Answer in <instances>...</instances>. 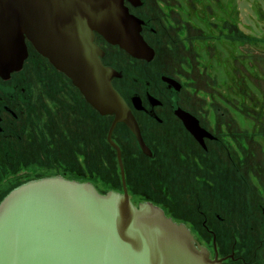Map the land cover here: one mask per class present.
I'll return each mask as SVG.
<instances>
[{
    "label": "flooded vegetation",
    "instance_id": "af4514ba",
    "mask_svg": "<svg viewBox=\"0 0 264 264\" xmlns=\"http://www.w3.org/2000/svg\"><path fill=\"white\" fill-rule=\"evenodd\" d=\"M262 2L124 0L142 21L140 33L154 50L150 60L135 58L94 32L101 61L116 71L112 85L134 116L144 145L125 122L115 123L111 139L120 149L124 181L116 149L108 143L114 191L122 193L124 182L133 204L159 206L219 264H264V102L255 94L263 78L257 51L264 41ZM25 42L21 68L0 76V186L6 184L7 171H18L15 157L40 150L34 142L45 128L48 153L58 142L62 154L72 150L85 156L87 110L98 122L109 120L106 141L114 119V114H99L67 76ZM158 44L178 46L179 61L155 68ZM251 44L255 51L245 52ZM184 113L203 132L193 134ZM70 121L78 128L77 143L70 140ZM251 155L258 158L248 166ZM146 169L160 172V200L135 184L134 174L139 179ZM252 188L248 201L254 209H247L243 197Z\"/></svg>",
    "mask_w": 264,
    "mask_h": 264
},
{
    "label": "water",
    "instance_id": "95a60500",
    "mask_svg": "<svg viewBox=\"0 0 264 264\" xmlns=\"http://www.w3.org/2000/svg\"><path fill=\"white\" fill-rule=\"evenodd\" d=\"M131 1V0H130ZM142 21L124 0H0V76L19 70L26 40L67 76L99 114L125 122L144 149L136 120L102 63L94 32L135 58L154 50L142 37ZM188 129L203 132L184 113ZM0 264H219L190 230L149 201L133 204L123 192H99L88 181L60 175L29 180L0 200Z\"/></svg>",
    "mask_w": 264,
    "mask_h": 264
},
{
    "label": "rangeland",
    "instance_id": "374dc122",
    "mask_svg": "<svg viewBox=\"0 0 264 264\" xmlns=\"http://www.w3.org/2000/svg\"><path fill=\"white\" fill-rule=\"evenodd\" d=\"M237 1L238 0H232V3L237 5ZM239 4H242V2H240ZM247 5H249L248 2H247ZM262 5H263L262 6V9H263L262 10V19L264 20V0L262 2ZM247 9H249L248 6H247ZM247 12H248V14L251 13L249 10H247ZM158 13H160L159 9H158ZM252 19H254L253 16H252ZM262 37H264V32L262 34ZM253 46H252V44L248 45L244 49V51L247 53L254 52L255 48ZM258 46L263 48L262 51L257 50L260 53L261 57L263 58L261 60V66H260L261 67V75L263 78H261L262 80L259 79L258 82L256 80H253V82H257V86H258L257 92H255V86H254L253 82H252V84H250V88L252 89V91L255 92V94L260 96V99H262V101L264 102V41L261 43H258ZM156 47H157L156 49H157L158 54H157V59L153 63V66L157 69L165 66L166 64H170V63L174 64V62L179 61L180 55H182L181 49L178 46H171L169 48L165 44H158V45H156ZM226 48H229V46H227ZM218 74H219V72L217 73V76L219 78L220 76ZM221 77H223V75ZM199 83L201 85L202 81ZM71 119L73 120L74 117H72ZM70 123H71L70 129L72 132V135L70 136L71 143H77L79 140V137H78L79 135L77 134L78 128H77V126L75 128V126L73 125V123L71 121H70ZM107 125H108L107 119H105V120L103 119L102 121L98 122L95 119V117H93L91 115V113L87 110L86 116H85V141H86V145H87V147L85 149V170L87 173H92L93 171L100 170V172L102 173L100 175H102L104 180L106 182L110 183L111 185H114V178L111 177L112 171H113V176H114V170H113L112 158H111L112 157V150H111V147L108 146L106 139H105V133H106ZM47 132H48V129L45 128L43 130V132L40 133V135L38 136V141L34 142V143H36L37 146H39L40 150L35 149L34 153L21 155V156H17L14 158L15 160L16 159L20 160L17 162V163L20 162V164L18 166V171L17 172H16V170L7 171L8 173L6 174V184L5 185H8L13 180L15 173L17 175H20L21 173H23L26 170H28V171L29 170H32V171L33 170H40L43 168V166L45 169L48 167L49 168L55 167V169H58L57 168L58 162H60L61 160L62 161L63 160L68 161L69 158L71 159V157H72V159H73V157L76 156L75 153H73L74 151H72V150L67 152V154H62V152H63L62 146L59 145L58 142L56 143L54 153L53 154L48 153L49 150H47V148H48L50 139L48 140V137H47L48 133ZM49 155H51L50 157H52V158H50ZM257 158H258L257 155L256 156L251 155V161L248 162V166L249 165L253 166V163H254V161H256ZM261 159L264 160V157H261ZM39 164L41 165V167L39 166ZM255 171H256V169H255ZM263 173H264V169H263ZM137 175L138 174H134L135 178L138 180V183H135V184H137V186L141 190H144L143 192H146L148 195L160 200L159 195L161 194V192H160L161 177H160L159 170H156V169L154 171L150 170V169L143 170L142 176L139 179L137 178ZM98 181H100V179ZM98 181L95 184V187L99 192H105L108 189L114 190V186H111V188H108L106 186L104 187ZM0 182L2 183L3 181H0ZM251 193L248 194V192H247V196L244 195V197H243V199H244L243 204H244V206H247V209L250 205L253 204L252 202H249L248 199H251V197L254 196V189L252 190ZM175 204L177 205V203H175ZM182 204L186 205L184 203H182ZM249 208L254 209V205H253V207H249ZM247 237H245V238H247ZM230 238H233V236H231ZM226 239H228V238H226Z\"/></svg>",
    "mask_w": 264,
    "mask_h": 264
},
{
    "label": "trees",
    "instance_id": "16d2710c",
    "mask_svg": "<svg viewBox=\"0 0 264 264\" xmlns=\"http://www.w3.org/2000/svg\"><path fill=\"white\" fill-rule=\"evenodd\" d=\"M108 124H109V120H108ZM108 126V125H107ZM107 142V141H106ZM108 144V142H107ZM109 147H111L108 144ZM112 150V149H111ZM75 153V152H73ZM76 156L71 157V159L69 158L68 161H60L58 162V169L54 168H43L40 170H31L29 173L24 174V175H20L17 178H13V180L8 184V185H4V186H0V200L13 188L17 187L18 185L27 182L29 180H33V179H38V178H42V177H46V176H54V175H60L63 176L65 178H69V179H75L78 181H90L91 183H93L94 185L97 183V181L100 179V184H102L104 187H108L111 188L110 183L106 182L104 180V178L102 177V174L100 172V170H96L93 171L92 173H87L85 170V156L83 155H78L77 153H75ZM51 155H49L50 157ZM52 158V157H50ZM112 166H113V170H114V155L112 153ZM38 165V164H37ZM39 166L41 167V165L39 164ZM8 173V172H7ZM6 173V174H7ZM89 174V175H88ZM111 177L114 178L113 176V171L111 173ZM1 184V183H0ZM108 190H112V189H108ZM106 192V191H105ZM105 192H101V193H105Z\"/></svg>",
    "mask_w": 264,
    "mask_h": 264
}]
</instances>
